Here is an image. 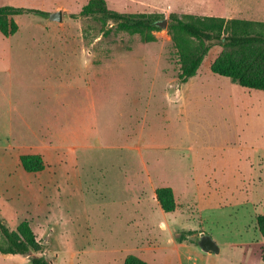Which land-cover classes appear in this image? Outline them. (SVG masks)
Returning a JSON list of instances; mask_svg holds the SVG:
<instances>
[{"label": "rangeland", "instance_id": "1", "mask_svg": "<svg viewBox=\"0 0 264 264\" xmlns=\"http://www.w3.org/2000/svg\"><path fill=\"white\" fill-rule=\"evenodd\" d=\"M89 1L0 0L46 13L16 16L17 32L0 34V161L42 147L65 170L56 172L65 180L62 221L31 256L49 264H123L128 255L149 264H264L256 226L264 92L211 72L224 51L217 44L183 83L168 29L171 15L264 22V0H103L119 13L167 20L149 32L71 18ZM58 10L68 16L50 21ZM161 187L173 191V212L156 200ZM203 235L218 253L200 250ZM23 257L0 254V264H31Z\"/></svg>", "mask_w": 264, "mask_h": 264}, {"label": "trees", "instance_id": "2", "mask_svg": "<svg viewBox=\"0 0 264 264\" xmlns=\"http://www.w3.org/2000/svg\"><path fill=\"white\" fill-rule=\"evenodd\" d=\"M46 14L33 9L12 6L0 7V34L9 37L18 30L14 17L22 14ZM92 18L106 25L111 22L119 31L142 32L156 30L153 14H123L105 7L103 0H90L78 14L71 18ZM110 27L103 34L110 33ZM168 29L178 54L180 79L184 83L195 76L204 56L212 44L224 51L211 64L212 73L228 78L243 88L264 92V22L245 19L205 16L171 15ZM147 41L154 38L149 33ZM22 168L28 173L40 172L45 164L38 155L20 156ZM156 200L165 212L176 208L171 188L161 187L155 191ZM259 234L264 238V214L256 217ZM45 250V245L36 239L27 222H21L15 230H9L0 220V254L28 256L31 264H49L43 256H31ZM260 257L264 263V246ZM123 264H149L135 255H128Z\"/></svg>", "mask_w": 264, "mask_h": 264}, {"label": "crops", "instance_id": "3", "mask_svg": "<svg viewBox=\"0 0 264 264\" xmlns=\"http://www.w3.org/2000/svg\"><path fill=\"white\" fill-rule=\"evenodd\" d=\"M37 148L41 149L38 152L9 153L10 157L0 161V198L7 203L0 204V220L10 230L21 222H27L39 241L41 235L47 237V233L52 235L57 231L62 221L64 211L58 204V197L62 194L65 180L58 173L65 170L60 167V160H56L59 156L56 151ZM22 155L40 156L45 168L40 172H26L20 163Z\"/></svg>", "mask_w": 264, "mask_h": 264}, {"label": "water", "instance_id": "4", "mask_svg": "<svg viewBox=\"0 0 264 264\" xmlns=\"http://www.w3.org/2000/svg\"><path fill=\"white\" fill-rule=\"evenodd\" d=\"M67 14H63L60 10L54 11L48 14V19L54 22H61L63 17H67ZM156 26L160 28L167 27V20L163 19L161 21L156 22ZM197 244L201 251L211 254V253H218L219 249L216 244L213 242L211 238L208 236H201L200 239L197 241Z\"/></svg>", "mask_w": 264, "mask_h": 264}]
</instances>
